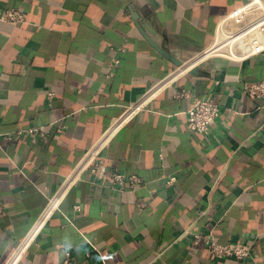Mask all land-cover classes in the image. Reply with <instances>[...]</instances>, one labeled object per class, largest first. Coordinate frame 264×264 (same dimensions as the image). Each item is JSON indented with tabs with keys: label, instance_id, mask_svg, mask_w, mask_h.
Instances as JSON below:
<instances>
[{
	"label": "crops",
	"instance_id": "1",
	"mask_svg": "<svg viewBox=\"0 0 264 264\" xmlns=\"http://www.w3.org/2000/svg\"><path fill=\"white\" fill-rule=\"evenodd\" d=\"M247 1L0 0L26 15L0 20V264L127 106ZM237 54L201 59L118 127L15 264H264V100L242 90L264 52ZM194 98L220 104L206 134L188 126ZM116 170L143 182L119 188ZM197 234L253 252L216 257Z\"/></svg>",
	"mask_w": 264,
	"mask_h": 264
},
{
	"label": "built area",
	"instance_id": "2",
	"mask_svg": "<svg viewBox=\"0 0 264 264\" xmlns=\"http://www.w3.org/2000/svg\"><path fill=\"white\" fill-rule=\"evenodd\" d=\"M0 20H6L12 23L23 22L26 20L25 13L17 8H5L0 10ZM238 51V54L236 53ZM264 52V3L262 0H249L226 14L217 30V34L207 48L201 54L188 62H183L176 69L172 70L167 78H176L179 74L191 70L203 58L209 56H232L239 55V58H247ZM160 83L148 90L136 102L129 104L125 112L118 120L109 127L103 136L89 149L83 156L75 169L65 178L59 189L50 197L49 205L46 211L40 216L35 223L31 233H29L17 246L10 258L5 264H15L23 252L28 248L30 241L40 228L47 216L58 207L64 195L88 169L97 174L101 168V162L98 159L101 149L113 137L118 127L127 122L134 114L141 110L146 103L156 96L162 87L166 84ZM242 90L245 94L254 99L264 100V78L258 80H247L243 83ZM179 95L188 96L186 90H182ZM188 126L201 133L210 132L220 115V104L212 98H194L192 105L187 110ZM37 128H31L36 131ZM171 175L167 183L171 184L175 180ZM112 180L119 188H136L142 184V178L137 174H126L116 170L112 174ZM3 206L0 204V215L3 213ZM203 240L206 248L216 257H235L245 260L251 256L253 247L244 242H221L212 234L195 236V241Z\"/></svg>",
	"mask_w": 264,
	"mask_h": 264
},
{
	"label": "water",
	"instance_id": "3",
	"mask_svg": "<svg viewBox=\"0 0 264 264\" xmlns=\"http://www.w3.org/2000/svg\"><path fill=\"white\" fill-rule=\"evenodd\" d=\"M161 52L164 53L163 51H161ZM181 61H182V60H178L177 63H181ZM197 71H198V68H197V67L191 69V73H196Z\"/></svg>",
	"mask_w": 264,
	"mask_h": 264
}]
</instances>
